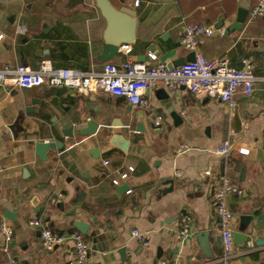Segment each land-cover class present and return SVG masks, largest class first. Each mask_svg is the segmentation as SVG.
<instances>
[{"label": "crops", "instance_id": "1", "mask_svg": "<svg viewBox=\"0 0 264 264\" xmlns=\"http://www.w3.org/2000/svg\"><path fill=\"white\" fill-rule=\"evenodd\" d=\"M109 1L137 12L128 44L135 61L152 63L150 54L167 65L187 58L191 51L179 43L185 26L205 23L215 33L200 37L199 50L208 58L227 56L235 68L249 57L259 80L251 95L239 89L234 96L238 132L231 105L186 87L172 92L158 83L145 91V104L135 106L103 91L0 85V223L12 227L15 264H82L71 241L50 250L42 245L40 229L30 224L35 215L59 233L78 230L76 221L89 224L85 264H225L212 203L221 173L244 189L226 199L234 214V255L227 264H264V14L250 20L259 0H142L137 7ZM97 2L0 0V68H36L43 59L85 71L122 64V46L101 59L108 23ZM241 9L248 11L246 20L233 27ZM143 114L146 129L138 132ZM89 122L97 124L93 133ZM115 135L127 141L126 150L112 142ZM226 139L231 152L217 155L214 149ZM57 140L61 148L49 149L45 160L36 154V142ZM128 166L134 167L130 178L114 185L117 171ZM5 209L16 218H6ZM185 215L192 220L183 231ZM243 216H250L248 236L238 242ZM135 228L147 245L135 239ZM2 238L0 229V264Z\"/></svg>", "mask_w": 264, "mask_h": 264}, {"label": "built area", "instance_id": "2", "mask_svg": "<svg viewBox=\"0 0 264 264\" xmlns=\"http://www.w3.org/2000/svg\"><path fill=\"white\" fill-rule=\"evenodd\" d=\"M132 6H139L142 0H125ZM264 14V0L252 8L250 20ZM215 28L205 23L186 25L179 43L187 50L194 52L193 60L169 68L157 55L150 54L152 63L137 62L132 58V47L122 45L121 50L125 56L122 64L106 62L100 70H80L69 67H55L51 60L43 59L39 66L33 68L20 63L17 66L7 65L0 68V85L17 86L19 88H32L41 85L69 87L79 92L105 93L123 96L131 104L140 106L145 104V91L162 83L174 92L181 87H186L195 96H208L216 98L231 106L235 104L234 96L239 89L244 94L251 95L255 90V83L259 80L253 71V62L249 57L242 58V67L235 68L230 65L227 56L208 58L199 50L200 37L211 36ZM3 34H0V39ZM232 149L229 139L218 145L214 152L220 156H227ZM240 152L247 153L248 149L241 148ZM105 163H108L106 161ZM134 171L133 166L118 170L112 179L114 185H119L130 178ZM180 173V172H179ZM127 192H131L129 189ZM244 189L235 183L227 174L218 176V184L212 195L214 212L220 225V234L223 242L222 260L227 264L234 255V214L227 206L226 199L229 195H243ZM192 217L184 216L183 231L189 227ZM33 227L40 229L42 245L46 249L73 242L79 256V261L85 264L89 257L90 245L84 234L78 230L59 233L50 228L41 216L35 215L30 221ZM2 233V250L5 258L2 264H15L17 256L11 250L13 230L10 224L3 220L0 223ZM135 239L145 245L149 240L137 228L132 231ZM128 264H137L129 262ZM155 264H183L179 260L161 259Z\"/></svg>", "mask_w": 264, "mask_h": 264}, {"label": "water", "instance_id": "3", "mask_svg": "<svg viewBox=\"0 0 264 264\" xmlns=\"http://www.w3.org/2000/svg\"><path fill=\"white\" fill-rule=\"evenodd\" d=\"M98 6L104 15V17L107 20V30L105 35V43H104V52L101 56L102 60H108L112 58L120 49L122 45L130 44L134 41L135 38V31H136V25H137V12L129 7H123V8H115L109 0H98ZM248 14V11L245 9L239 10V14L237 16V21L235 24H233V27L236 28H242L246 16ZM195 57L194 52H191L190 55L187 58H182L175 62L174 64H168L169 68H173L176 65H180L185 63L186 61L193 60ZM168 93H166L167 97ZM233 109V124L235 127L233 128V131L238 132L239 131V125H241V120L238 113L237 105L234 104L232 106ZM146 117L145 114L141 115L140 118L142 119L141 122L137 124V131L138 132H144L146 127L145 123L143 122V119ZM177 117V116H175ZM148 123L151 127H156L154 122L149 118ZM90 128L88 131H91V133L95 132L97 129V124L93 122H89L88 125ZM241 128V127H240ZM85 132V130H84ZM112 142L123 150H126L127 148V141L123 139L120 135H115L112 139ZM62 143L60 141L55 142H45V141H38L35 144L36 154L42 158H47V151L51 148H61ZM1 176L2 173L0 171V183H1ZM3 215L6 218L9 219H15L16 214L14 212H11L8 209L4 210ZM250 219V216H243L242 220V227L241 231L235 233V238H237L238 242H243L246 237L248 236L247 232V221ZM74 226L83 234H86L89 229V224L85 222L76 221L74 223ZM204 235V234H203ZM120 253L122 254V257L125 259L124 254L126 252V249L123 247L120 250ZM211 257V255H209Z\"/></svg>", "mask_w": 264, "mask_h": 264}]
</instances>
